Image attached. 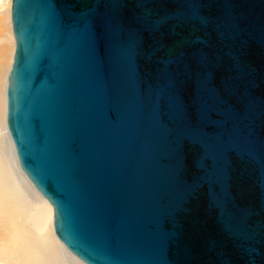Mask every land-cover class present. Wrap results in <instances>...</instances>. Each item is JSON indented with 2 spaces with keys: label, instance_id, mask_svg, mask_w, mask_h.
I'll return each mask as SVG.
<instances>
[{
  "label": "water",
  "instance_id": "1",
  "mask_svg": "<svg viewBox=\"0 0 264 264\" xmlns=\"http://www.w3.org/2000/svg\"><path fill=\"white\" fill-rule=\"evenodd\" d=\"M92 16L116 27L98 37ZM11 21L10 150L67 249L208 264L212 240L264 264V0H11Z\"/></svg>",
  "mask_w": 264,
  "mask_h": 264
},
{
  "label": "bare ground",
  "instance_id": "2",
  "mask_svg": "<svg viewBox=\"0 0 264 264\" xmlns=\"http://www.w3.org/2000/svg\"><path fill=\"white\" fill-rule=\"evenodd\" d=\"M13 40L11 0H0V264H86L57 239L46 199L10 150L4 92Z\"/></svg>",
  "mask_w": 264,
  "mask_h": 264
},
{
  "label": "snow or ice",
  "instance_id": "3",
  "mask_svg": "<svg viewBox=\"0 0 264 264\" xmlns=\"http://www.w3.org/2000/svg\"><path fill=\"white\" fill-rule=\"evenodd\" d=\"M92 30L97 34L107 31L109 27L115 28L116 24L113 22L111 25L108 21L101 19L97 16H92L90 18ZM173 22H169L171 24ZM195 25L203 27L206 24V19L196 20ZM193 21L189 20L186 22V25H192ZM169 25H161L160 28L166 27ZM199 37L196 38L198 40ZM102 51H104L103 42L101 41ZM222 208L224 215L221 217V227L222 230L229 235L237 246H240L241 241H245L246 236L251 234V229L254 228L252 221L247 217L246 213H240L239 215H230V210L226 205L222 204L219 206ZM261 234L264 235V226H261ZM255 238V237H253ZM208 247L212 251L214 258L208 262V264H232L231 259L227 253L220 248L215 241L210 240L208 242ZM243 254L247 257L246 264H257V257L260 255L258 248L252 246L248 243V246L243 248Z\"/></svg>",
  "mask_w": 264,
  "mask_h": 264
}]
</instances>
